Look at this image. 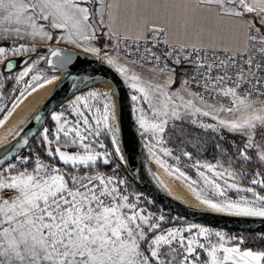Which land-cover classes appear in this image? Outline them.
<instances>
[{
	"label": "snow or ice",
	"instance_id": "snow-or-ice-1",
	"mask_svg": "<svg viewBox=\"0 0 264 264\" xmlns=\"http://www.w3.org/2000/svg\"><path fill=\"white\" fill-rule=\"evenodd\" d=\"M37 43L58 58H45L54 67L75 55L54 46L66 43L112 68L136 93L144 147L202 204L264 218V0H0V66L14 69L10 58ZM24 96L11 108L0 104V126ZM117 96H76L70 110L52 115L35 152L0 166V264H264V250L243 237L175 226L129 191ZM185 124L216 135L209 145ZM186 140L219 156L201 162L186 146L179 155L168 147ZM162 157L192 161L199 180Z\"/></svg>",
	"mask_w": 264,
	"mask_h": 264
},
{
	"label": "water",
	"instance_id": "water-1",
	"mask_svg": "<svg viewBox=\"0 0 264 264\" xmlns=\"http://www.w3.org/2000/svg\"><path fill=\"white\" fill-rule=\"evenodd\" d=\"M64 49L68 52L75 53V55L72 57L71 62L63 68L54 67L52 64L47 63L45 58H50L54 61L58 58L50 57L49 53L46 52L43 62L45 67H47L49 72L60 73L62 76L51 93H49L30 115L10 145L0 153V166H5L10 163L20 154L36 134L39 133L48 120L50 113L58 105L86 84L95 83L97 80H104L110 84V90L118 91V96L115 97V99L117 101L116 115L120 129L119 140L127 161L123 167L132 177L137 188L144 195L167 212L189 221L210 228L245 234L255 233L264 235V218L237 217L229 214L201 210L178 201L167 192L160 189L152 180L142 161V143L135 130L128 89L122 82V79L112 68L104 62L97 60L94 56H86L81 52L69 48ZM28 60L29 56L23 57L20 61V65H24ZM11 62L14 64L15 60L11 59ZM3 70L6 71L5 69ZM37 117H39V119H37Z\"/></svg>",
	"mask_w": 264,
	"mask_h": 264
},
{
	"label": "rangeland",
	"instance_id": "rangeland-1",
	"mask_svg": "<svg viewBox=\"0 0 264 264\" xmlns=\"http://www.w3.org/2000/svg\"><path fill=\"white\" fill-rule=\"evenodd\" d=\"M64 44H66V43H61L60 45H64ZM54 46H59V45H54ZM35 47H36V51L35 52L24 53L22 55H18L16 57H11L10 58V59H14L15 60V63L13 64L14 65V69L8 70L6 72V71L3 70L4 69L3 66H0V84L3 85V78L2 77L4 76L3 75L4 72L7 73L6 76L9 77V79H11L12 82H13V84H11L10 89L7 91L8 95L2 94V89L3 88H0V94L3 95V99L0 100V104H4L5 105V103L7 102V98L6 97H8V98L14 97L15 98V97L19 96V93L21 91L25 92V96L21 99V101L19 102L18 106L12 112V115L8 118V120L2 126H0V152L4 151V149H6L10 145L9 143H11L14 140L16 134L19 132V130L22 128V126L28 120V119H26V120L23 121V116L22 115H24L26 111H24V112H22V111L24 110V107L27 106V104L31 103L35 93H37L42 87H44L47 84L45 82V80L46 79L47 80L58 79V81H59V79L62 76L60 73H51V72H49V70L47 69V67H45V65L43 63L44 62V56H45V54L47 52V45L44 44V43H37L35 45ZM25 56H29V60L24 65H20L21 59L23 57H25ZM32 65H35V67L33 68V71L31 73H29L28 76H25L23 78V80H21L19 83H17L16 82V77L18 76V74L21 71H23L26 66L31 67ZM34 76H39L40 79L39 80H33ZM28 85H32V87H35V91H32V88L28 87ZM40 85H43V86H40ZM173 87H179V83L177 82L176 85H174ZM26 89H27V91H25ZM127 89H128L129 97H131V95H133V94H136L131 89H129L128 87H127ZM90 91L104 92V91H110V90H108L102 83L99 84V82L98 83H89V84H86L85 86H83L82 88H80L76 93H74L72 96H70L65 101H63L60 105H58L50 113L49 118H48L49 119V123L45 124L42 127V129L39 131V133H37L36 136H35V146H31V147H29V145L26 146L23 149L24 152L21 155L16 156L14 158V160H12L10 163H16L21 156H27V155H29L30 152H35L38 149V146L40 144V138H41V134H42L43 129L45 127H51L53 125V123H54L52 121V119H51L52 115L60 113V112H65L66 110H70L71 102L75 99L76 96H78V95H87V93L90 92ZM14 98H12V100H11L12 102L10 103V106L8 105L9 108H11L12 103L14 101ZM114 99H115V97H114ZM130 101H131V109H132V118H133V120L136 121V114L134 112V108L137 107V105L131 99H130ZM5 114L6 113H0V119H2ZM17 115H19V116H17ZM185 126L193 127V126L188 125V124H185L184 127ZM196 129H198V128H196ZM135 130H136V132L138 134V137H139V139H140V141L142 143V154H141L142 155V161L144 162V166H145L146 170L149 172V174H150L152 180L154 181V183L160 189L164 190L167 193L170 190L167 188L166 183L168 185L171 184L172 186L182 188L186 192H188V193L190 192V194L197 200V202L200 205H202V206L206 207L207 209H209L207 206L202 204L200 202V200L197 199L196 193L192 192V188L189 187V182L188 181H185L182 178H177V176H178L177 173H174L171 170H166L165 168H162L159 164H157L155 162V159L149 154L147 148L144 147L145 138L140 135L139 129H138V125H136V129ZM198 130H200L201 133L203 134L202 137L200 136L201 134H199V133H196L195 135H192V136L193 137H198L200 141L211 143L212 142V138L216 135L215 133L208 132V133L211 134L210 137H208L206 135V133H203V131L201 129H198ZM224 135L226 136V138L228 140V143H232L231 139L228 137V135H231V134L225 132ZM233 138H234V140H236V142H239V140H240V137H238V136H236V137L233 136ZM174 139L175 138H173V140ZM104 142L106 144H108L109 147H111V145H110V137H105L104 138ZM195 142H196L195 140H186V145H181V144L172 142V143H170L168 145V147H171L174 150V153L176 155H179L181 153V151L184 150V148L186 146L187 150L193 152V160L199 159L201 162H205V161H207V162H215L214 158L218 157L219 153H216L214 151H209V153H208V150H206L205 148H203V149H194V148H192V144L195 143ZM161 156H162V154H161ZM162 158L165 159L169 165H172L173 167H180L181 170L184 171L192 179L199 180V177L196 174V170L191 167L192 161H189L187 158L182 157L181 161L179 163H177L176 161H174L170 157H162ZM6 166H7V164L4 167H6ZM120 175L128 181V179L125 177V174L122 172L121 169H120ZM173 181H175V182H173ZM245 183H247V181H245ZM128 184H129V191L133 192V193H135L137 195H140L142 197V202L145 203V205L152 212L156 213L157 215H160V214L165 215L170 223L173 222V221L175 222V226H187V225L193 224V223L201 225L199 223H195V222L189 221V220H187L185 218H182V217L174 215V214H172L170 212H167L166 210L161 208L159 205L154 203L150 198H148L142 192H135L132 189L133 187H132L130 181H128ZM231 194L232 193H230V195ZM223 214H226V213H223ZM165 226H168V225L166 224ZM201 226L207 227V226H204V225H201ZM207 228H210V227H207ZM210 229L213 230V231L225 232L229 236L243 237L246 242L249 241V239H250V237L247 236L248 234H245V233H240V232H235V231H227V230L216 229V228H210ZM258 235H260V236H256L257 239L264 242V237L261 236L263 234H258ZM246 247H250V246H246ZM251 248H253V247H251ZM257 250H264V248L257 249Z\"/></svg>",
	"mask_w": 264,
	"mask_h": 264
},
{
	"label": "bare ground",
	"instance_id": "bare-ground-1",
	"mask_svg": "<svg viewBox=\"0 0 264 264\" xmlns=\"http://www.w3.org/2000/svg\"><path fill=\"white\" fill-rule=\"evenodd\" d=\"M50 80L52 82L51 83H47L44 87H42L37 93H35V95L33 97V100L31 101V103L30 104H27V106L25 105L26 107H24V110L22 111V112L26 111L25 114L22 115L23 116V121L26 120V119H28L30 117V115L36 110V108L43 102V100L49 95V93H51V91L57 85L58 79H50ZM98 82H99V84L102 83L108 90L111 89V86H110V84L108 82H106L104 80H97V81H95V83H98ZM17 116H19V115H17ZM173 182H175V181H173ZM166 186L170 190V191H168V193L173 198L178 199L180 202H182L184 204H187V205H190L192 207L201 209V210L214 212L213 210L207 209L206 207L200 205L197 202V200L190 194V192L188 193L185 190H183L182 188L172 186L171 184L168 185L166 183ZM215 213H218V212H215Z\"/></svg>",
	"mask_w": 264,
	"mask_h": 264
},
{
	"label": "trees",
	"instance_id": "trees-1",
	"mask_svg": "<svg viewBox=\"0 0 264 264\" xmlns=\"http://www.w3.org/2000/svg\"><path fill=\"white\" fill-rule=\"evenodd\" d=\"M3 85H4V87H2L3 89H2V94H4V95H8L7 94V91L10 89V87H11V84H13V82H12V80L11 79H9V77H7L6 75H7V73H3ZM7 98V102L5 103V105H7V107L9 108V106H10V103L12 102L11 100H12V98H14V97H12V98H8V97H6ZM9 105V106H8ZM49 123V119L47 120V122L45 123V124H48ZM185 129L187 130V131H190L191 132V134L192 135H195L196 133H199V134H201L200 136L202 137V133H201V131L200 130H198V129H196V128H194V127H190V126H185ZM206 135L208 136V137H210V133H206ZM228 137L231 139V141H233L234 140V138H233V136L232 135H228ZM208 143V142H207ZM209 145L211 144V143H208ZM29 145V147H31V146H35V137L27 144V146ZM206 150H208V153H209V151H213V149L211 148V147H207V148H205ZM24 151L22 150L21 152H20V154L19 155H21L22 153H23ZM14 160V159H13ZM256 166V162L254 161L253 162V167H255ZM247 165L245 166V168L247 169ZM121 170H122V172L125 174V177L128 179V181H130V183H131V185H132V189L135 191V192H141L138 188H137V186L135 185V183L133 182V179H132V177L127 173V171H126V169L122 166L121 167ZM247 236H249L250 237V239H249V241H247L246 242V244H245V246H250V247H253V248H255V249H261V248H264V242L263 241H260V240H258L257 239V237L256 236H260V235H258V234H255V233H253V234H248ZM262 237H264V235H261Z\"/></svg>",
	"mask_w": 264,
	"mask_h": 264
},
{
	"label": "crops",
	"instance_id": "crops-1",
	"mask_svg": "<svg viewBox=\"0 0 264 264\" xmlns=\"http://www.w3.org/2000/svg\"><path fill=\"white\" fill-rule=\"evenodd\" d=\"M100 43L102 44L103 43V40H101L100 41ZM59 46H61V47H64V48H69V49H72V50H75V51H78V52H81L82 53V51L81 50H79V49H76V48H74L73 46H71V45H68V44H64V45H60V44H58ZM100 61H102V60H100ZM182 79V76H178L177 77V82L180 84V80ZM134 123H135V129H136V121L134 120Z\"/></svg>",
	"mask_w": 264,
	"mask_h": 264
}]
</instances>
